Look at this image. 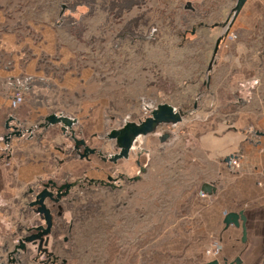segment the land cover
<instances>
[{
  "label": "rangeland",
  "instance_id": "1",
  "mask_svg": "<svg viewBox=\"0 0 264 264\" xmlns=\"http://www.w3.org/2000/svg\"><path fill=\"white\" fill-rule=\"evenodd\" d=\"M234 5L235 0H0L3 18L0 30L13 31L16 40L29 38L32 41L39 35L37 29L51 28L57 47L67 48L74 57L66 64H57L58 54L30 50L24 59L34 58L36 71L43 70L51 77L83 69L91 74L86 88L76 97L58 93L51 81L43 79L48 86L41 90L39 86L36 88L40 91L37 97L41 100L40 107L58 113L77 109L76 105L82 100H97L101 105L102 131L92 135L96 139L91 136L88 143L85 140L101 152L91 161L86 159L91 169L71 173L58 170L56 166L25 188L39 189L48 179L56 180L59 185L66 182L72 185L71 199L62 203L64 213L59 219V237L51 239L48 245L49 251L59 255L56 264H151L160 251L161 242L173 231L177 217L174 207L176 209L181 202L178 215L188 212L184 202H189L187 195L189 197L190 188L195 186L194 180L200 173V166L194 164L200 152L193 144L211 123L204 119L215 116L230 122L236 114V108L220 111L222 105L226 108L232 100L238 104L236 98L216 96L215 99L216 93L212 94L209 89V86L227 85L233 71L232 50L225 46L217 52L212 69L207 71L216 38L223 34ZM192 28H195L193 34ZM226 37L230 44L248 42L247 35L233 32L232 27ZM242 60L247 62L245 52ZM226 88L237 89L245 97L248 82ZM244 97L239 100L240 104L247 100ZM159 103H169L184 111L183 120L174 127L163 125L155 133L142 136L128 160L113 163L107 158L103 161L101 157L115 150L114 140L106 139L105 134L124 121H138L149 115V107ZM72 117L76 119L73 125L76 137L84 138L83 131L78 129L82 127L80 120ZM35 125L32 123L29 127L37 133ZM54 126L41 128L37 135L42 133V137L45 131L50 134L55 129L59 137L56 146L61 148L62 154L72 150L69 156L80 159L72 149L70 138ZM19 128L26 127L21 124ZM167 130L172 136L161 142L158 135ZM23 137L12 148L15 155L23 151L20 150L24 146ZM33 142L25 146L29 153L39 146L40 139L36 137ZM0 148H5L3 151L9 148L1 138ZM138 156L143 162V171L140 166L135 167ZM126 162L132 168H127ZM20 163L23 162L15 165ZM120 173L126 178L119 183L121 187L90 183L92 179L108 182L109 176L116 177ZM15 194L8 197V202L0 196V203L4 205L0 206V235L4 234L0 246L7 241L4 237L10 238L5 244L9 251L21 237V233H17L21 222L29 218L31 224L36 218L30 209L29 217L26 211H21V204L24 206L26 200L22 199V192ZM6 205L10 207L7 213ZM6 232L12 233L7 236ZM63 237H67V241ZM27 245V252H14V264H45L42 260L46 255H38L32 244Z\"/></svg>",
  "mask_w": 264,
  "mask_h": 264
},
{
  "label": "crops",
  "instance_id": "2",
  "mask_svg": "<svg viewBox=\"0 0 264 264\" xmlns=\"http://www.w3.org/2000/svg\"><path fill=\"white\" fill-rule=\"evenodd\" d=\"M2 19L0 13V23ZM231 27L233 32L247 35L248 42L230 44L228 38L224 37L217 52L224 50L225 46L232 50L230 60L233 71L226 86L233 88L234 85L239 86L240 82H248L247 95L244 97L237 89H227L222 85H213L214 88L209 86L212 90L210 92L216 93L215 99L216 96L237 99L238 104L232 100L226 108L222 105L220 109L225 112L236 108L235 118L230 122L215 116L204 119L211 123L199 135L196 144H193L200 152V158L194 159V164L200 166V173L194 180L195 186L190 188L189 197L187 195L189 202H184L188 212L178 215L181 202L176 209L174 207L178 218H175L173 231L161 242L160 251L151 260V264H209L213 260L217 264H264V0H246ZM50 29H37L39 35L32 41L29 38L16 40L13 31L0 30V135L6 133L4 125L10 117L12 120L8 122L9 125L20 127L22 124L26 130L30 129L32 123L35 126L43 123L44 117L52 112L41 108V100L37 98L40 92L37 86L40 90L48 86L42 82L43 79L51 81L58 93L76 97L78 92L86 88L91 78L85 69L78 73L66 72L59 77H51L43 70H35L34 58L24 59L25 53L30 50L34 53L42 51L49 55L58 54L55 60L57 64H66L74 58L67 48L57 47L53 30ZM244 52L247 62L242 60ZM21 65H25L26 68L22 66L25 71H21ZM206 92L204 95L208 96ZM241 96L247 100L240 104ZM95 102L82 100L79 106L76 105L77 109L58 111L80 120L82 127L78 129L83 131L87 143V139L101 132L103 126L102 115L99 114L101 105ZM31 129L23 135L24 146L20 154L15 155L12 149L20 138L12 137L7 150L0 148V166L5 168L0 167V196L6 202L12 194L23 193L32 180L52 171L56 166L58 170L71 173L91 169L88 160L69 156L72 150L62 154L61 148L56 146L59 137L55 135V129L50 134L45 131L42 137V133L37 135L41 128L37 127V133ZM48 136L53 139H46ZM36 137L40 139V144L29 153L25 146L34 143ZM92 138L96 139V136ZM93 156H90V161ZM228 157L236 162V167L231 161H226ZM17 162L23 163L15 165ZM126 165L132 168L129 162ZM204 183L214 187L210 194L201 190ZM233 211L243 213L244 236L240 220L238 226L224 223L225 215ZM208 250L214 252L208 254Z\"/></svg>",
  "mask_w": 264,
  "mask_h": 264
},
{
  "label": "water",
  "instance_id": "3",
  "mask_svg": "<svg viewBox=\"0 0 264 264\" xmlns=\"http://www.w3.org/2000/svg\"><path fill=\"white\" fill-rule=\"evenodd\" d=\"M246 0H236L235 5L231 8L229 12V17L227 18V25L224 29L223 34L219 35L216 38L212 56L210 63L208 65L207 71H210L212 69L213 64L215 63V56L217 53V50L219 48V44L222 41L224 37L227 36V33L233 23V20L241 10L243 4ZM188 7L191 5L187 3ZM149 115L144 116L142 119H139L138 121H124V123L118 127V128H112L110 129L106 134L105 138L114 140V152L109 154L106 157H101L103 161H106L107 158L112 161L113 163H116L120 159L128 160L130 156L131 150L134 148V145L137 141L140 140L142 136H146L151 133H155L157 129L163 125H171L172 127L176 126L178 123H180L183 120V117L185 115V112L181 109H177L176 107L172 106L169 103H159L156 105V107H149ZM12 118L10 117L6 124L4 125L6 129V133L1 135V139L3 141V144L5 146H8L10 143V140L12 137L20 138L24 135L26 132H30L32 129H21L16 125H9L8 122L11 121ZM76 123V119L69 117L68 115H64L63 113H54L51 112L48 115L44 117V122L40 123L38 126H35L34 128H43L46 129L49 126L57 125L59 126L58 129L61 131L62 134L66 135L70 138V140L73 142L72 149L76 152V154L79 155L81 158L90 159L91 155H100L101 152L97 150L95 147H90L86 142L84 138H77L76 132L73 129V125ZM172 134H170V131L162 132L158 135V139L163 142L167 141L169 137H171ZM229 160V157L226 158V161ZM144 167H140V171H143ZM114 179L113 177L109 176L108 179ZM135 179H138V177H134ZM102 182L103 180H96L92 179L90 180V183H97ZM42 187L39 189H42L38 193L34 194V201H31L29 203L30 206L34 207L33 212L36 214H40V216L45 221V228L40 229L39 233L37 235L32 234L30 236H23L20 237L15 243L11 249L12 252H16L17 254L26 252L27 250V244L31 241L34 242V240L37 237H42L43 235H46L50 232L51 228V222H52V214L51 209L49 206L46 205L45 199L51 198L54 201H58L60 198V190L62 188L69 189L71 184H64L60 185L56 182V180L49 179L46 183H42ZM31 189V188H30ZM49 189H56L55 198L53 193ZM201 190L205 193H211L214 190V187L210 183H204L201 186ZM239 220L241 221V227L243 230V236L245 234V225L244 221L245 218L243 216V213L241 211L239 212H228L224 217V223L226 225L234 224L236 226L239 225ZM7 241L4 242V245L1 247H6V250L8 249L5 245ZM4 251V248H3ZM218 262L216 260L211 261L209 264H217ZM2 264V263H0Z\"/></svg>",
  "mask_w": 264,
  "mask_h": 264
},
{
  "label": "flooded vegetation",
  "instance_id": "4",
  "mask_svg": "<svg viewBox=\"0 0 264 264\" xmlns=\"http://www.w3.org/2000/svg\"><path fill=\"white\" fill-rule=\"evenodd\" d=\"M195 32V28H192V31L191 33H194ZM141 156V155H140ZM136 162V166H142V161H141V157H137V159H135ZM116 166V165H115ZM137 166V167H138ZM112 177V176H111ZM114 179H110L108 182L104 179H101L103 180L102 182H97L95 184H99L103 187H111V188H118V187H121V182L122 180L125 181L126 178L125 176L120 173L118 174L116 177H113ZM49 180V179H48ZM48 180H46L45 182H42V183H46ZM116 181V182H115ZM41 183V184H42ZM119 185H117V184ZM64 184H71L70 182H66V183H63V184H60V185H64ZM43 185V184H42ZM58 185V186H60ZM72 185L69 187V189H66V188H62L60 190V198L58 201H54L52 200L51 198H46L45 199V203L47 206L50 207L51 209V214H52V224H51V228H50V232L46 235H43L42 237H37L34 242L31 241L30 243L28 244H32L35 248H36V251L38 253V255H46V259L42 260L43 263L45 264H56V261H57V258L59 255L55 254L53 251H49L48 250V245L50 243V240L53 239V240H56L57 237H59V227H60V218L62 217V214L64 213V210H63V204H65L66 202H68L69 200L68 199H71V193H72V189H71ZM28 188V187H27ZM42 189H25L23 191V193L21 194L22 196V199H25L26 200V203L25 205L23 206V204H21V211H26V215H28L29 217V209L33 212V208L32 206L29 205V203H31V201H34V194L38 193L39 191H41ZM53 195H54V198H55V195L56 193L58 194L59 192H56V189H49ZM23 202V201H22ZM12 203V202H11ZM4 207V206H3ZM2 207V208H3ZM27 207V209L25 208ZM10 207L8 205L5 206V212L7 213L8 209ZM34 215L36 216L35 220L32 221V223L30 224L28 222V219L29 218H25L23 222H21L22 224V227L18 230L17 233H21V237L23 236H30L32 234H35L37 235L40 231V229L42 228H45V221L44 219L40 216V214H36L35 212H33ZM72 222V220H71ZM70 222V223H71ZM12 223V222H11ZM26 225V226H25ZM72 226V223L70 224V227L69 229L71 228ZM12 233V232H11ZM11 233H8L6 232L5 235H9ZM7 241L10 240V238H7V237H4ZM64 241H67V237H63ZM3 248H4V251H3ZM9 249V248H8ZM6 250V247H1L0 249V263L2 264H14L15 262V258L13 257V255L15 254L14 252H10L9 250ZM27 252V250H26Z\"/></svg>",
  "mask_w": 264,
  "mask_h": 264
},
{
  "label": "built area",
  "instance_id": "5",
  "mask_svg": "<svg viewBox=\"0 0 264 264\" xmlns=\"http://www.w3.org/2000/svg\"><path fill=\"white\" fill-rule=\"evenodd\" d=\"M18 95H19V92L16 93V96H18ZM230 161H231V160H230ZM231 163H233V166L236 167V162H235V161L232 160ZM207 252H208V254H209V253H213L214 250H208Z\"/></svg>",
  "mask_w": 264,
  "mask_h": 264
}]
</instances>
